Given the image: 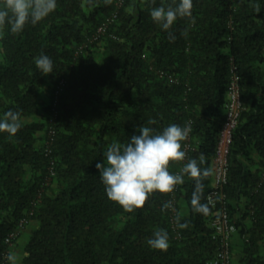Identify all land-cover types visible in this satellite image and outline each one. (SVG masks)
<instances>
[{"label":"trees","instance_id":"16d2710c","mask_svg":"<svg viewBox=\"0 0 264 264\" xmlns=\"http://www.w3.org/2000/svg\"><path fill=\"white\" fill-rule=\"evenodd\" d=\"M115 1L57 0L19 32L0 28V116L13 109L22 122L14 134L0 131V264L22 217L38 222L23 264H209L218 206L207 196L232 65L243 109L222 189L238 238L231 257L264 264V0H193L192 16L168 30L150 11L174 0ZM41 54L53 72L37 70ZM186 122V155L168 169L196 158L211 170L201 177L206 213L191 204L195 178L187 175L131 212L106 196L95 164L113 138L126 143L138 124L159 131ZM159 228L168 232L167 249L147 243Z\"/></svg>","mask_w":264,"mask_h":264},{"label":"clouds","instance_id":"9594fccd","mask_svg":"<svg viewBox=\"0 0 264 264\" xmlns=\"http://www.w3.org/2000/svg\"><path fill=\"white\" fill-rule=\"evenodd\" d=\"M57 7V0H3L0 6V28L9 26L13 33L23 30L26 23L35 24ZM193 0H174L173 4L153 7L150 16L162 29L168 30L181 17H191ZM37 70L42 74L53 72V61L47 54L35 59ZM155 123L150 120L149 124ZM22 127L20 113L8 109L0 116V131L16 133ZM138 133L130 135L126 143L113 138L103 152V159L97 160L95 167L104 185L106 196L117 202L126 211L145 204L153 191L171 192L174 187L183 183L185 175L195 178V190L191 204L197 212H207V206L200 203V192L203 185L202 175L210 169H201L196 158L189 159L179 172H170V160L181 161L186 153L182 141L186 140L192 130L190 122L184 124L170 123L157 131L153 127L141 124L134 125ZM203 157H201V162ZM165 201L162 207H169ZM186 227V224H180ZM147 243L152 248L167 249L169 239L166 229L153 231ZM10 264H18L13 252L7 256Z\"/></svg>","mask_w":264,"mask_h":264},{"label":"built area","instance_id":"2783aa9c","mask_svg":"<svg viewBox=\"0 0 264 264\" xmlns=\"http://www.w3.org/2000/svg\"><path fill=\"white\" fill-rule=\"evenodd\" d=\"M123 0H116L115 4L120 7ZM116 17V12H113L107 19L97 28L96 34L92 39H97L100 34H103L108 24ZM82 46L78 49L80 50ZM231 77L226 91V102L224 105V118L221 123L218 136L215 143L214 154L212 157L213 181L212 188L208 193L207 200L212 206L217 205L218 210L211 225L214 229L215 237L217 238V249L214 256L209 261V264H231V238L236 231L235 224L230 220L229 214L225 205V195L223 185L227 179L228 172V154L230 143L232 140L233 130L238 122L239 115L243 109V104L240 96L238 75L235 71V66L230 67ZM52 132V130L50 131ZM49 151V148H46ZM51 174L52 171H51ZM28 222L26 217H22L18 222V230L10 232L5 238L7 247L2 252V264H10L7 259L10 252L12 240L18 235L19 230Z\"/></svg>","mask_w":264,"mask_h":264},{"label":"crops","instance_id":"0c3cea01","mask_svg":"<svg viewBox=\"0 0 264 264\" xmlns=\"http://www.w3.org/2000/svg\"><path fill=\"white\" fill-rule=\"evenodd\" d=\"M241 204H245V198H242ZM38 222L36 219L30 218L28 222L19 230L16 239L10 246V252H13L18 258V264H23V257L25 254L24 248L29 239L31 231L37 226ZM22 240V241H21ZM238 242L236 233L233 235V243ZM236 256V255H233ZM238 264L237 256L234 260V264Z\"/></svg>","mask_w":264,"mask_h":264},{"label":"rangeland","instance_id":"374dc122","mask_svg":"<svg viewBox=\"0 0 264 264\" xmlns=\"http://www.w3.org/2000/svg\"><path fill=\"white\" fill-rule=\"evenodd\" d=\"M21 241H22V240H21ZM231 259H232V264H234V260L236 259V256H232ZM236 264H237V263H236Z\"/></svg>","mask_w":264,"mask_h":264}]
</instances>
